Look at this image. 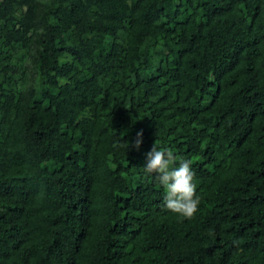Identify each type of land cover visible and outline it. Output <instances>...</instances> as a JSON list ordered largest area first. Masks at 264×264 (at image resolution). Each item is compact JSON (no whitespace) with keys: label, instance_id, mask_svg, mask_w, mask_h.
Listing matches in <instances>:
<instances>
[{"label":"trees","instance_id":"16d2710c","mask_svg":"<svg viewBox=\"0 0 264 264\" xmlns=\"http://www.w3.org/2000/svg\"><path fill=\"white\" fill-rule=\"evenodd\" d=\"M0 264H264V0H0Z\"/></svg>","mask_w":264,"mask_h":264},{"label":"clouds","instance_id":"9594fccd","mask_svg":"<svg viewBox=\"0 0 264 264\" xmlns=\"http://www.w3.org/2000/svg\"><path fill=\"white\" fill-rule=\"evenodd\" d=\"M142 130L132 147L139 149L142 143ZM129 150V144H128ZM144 171L155 174L156 179L165 189L163 206L167 210L191 219L198 211L200 197L196 192L195 173L188 159H177L172 151L161 149L156 143L146 154Z\"/></svg>","mask_w":264,"mask_h":264}]
</instances>
